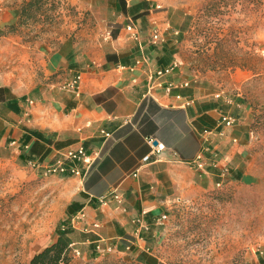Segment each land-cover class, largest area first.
<instances>
[{
	"label": "crops",
	"instance_id": "obj_1",
	"mask_svg": "<svg viewBox=\"0 0 264 264\" xmlns=\"http://www.w3.org/2000/svg\"><path fill=\"white\" fill-rule=\"evenodd\" d=\"M24 1L0 0V42L29 63L31 78L22 83L21 72L0 69V157L35 175L64 164V172L49 174L73 188L63 217L81 258L110 248L152 263L148 241L173 201L246 174L248 114L236 112L232 125L222 119L241 101L182 67L178 45L198 0H61L77 14L76 31L40 49L1 35L17 24ZM130 23L141 32L138 40L125 29ZM154 27L163 36L156 44L148 41ZM171 63L172 72L158 78L155 71ZM237 68V88L261 74ZM77 75L75 88L65 87ZM154 141L162 145L158 153ZM77 146L86 162L63 156Z\"/></svg>",
	"mask_w": 264,
	"mask_h": 264
},
{
	"label": "rangeland",
	"instance_id": "obj_2",
	"mask_svg": "<svg viewBox=\"0 0 264 264\" xmlns=\"http://www.w3.org/2000/svg\"><path fill=\"white\" fill-rule=\"evenodd\" d=\"M34 1L1 35H18L36 42L38 49L72 36L77 14L71 7L61 0ZM194 8L178 45L182 67L189 75L212 79L215 89L241 101L228 112L231 118L236 112L248 114L246 174L241 180L224 176L210 189L173 201L164 210L159 233L148 241L152 263L127 250L96 248L83 259L70 244L69 264H264V0H198ZM17 52L0 42V69L19 71L22 77L16 79L29 83L24 71L29 63ZM237 67L261 74L237 88L232 75ZM26 167L0 157V264H29L32 255L51 244L74 194L65 179L35 175Z\"/></svg>",
	"mask_w": 264,
	"mask_h": 264
},
{
	"label": "built area",
	"instance_id": "obj_3",
	"mask_svg": "<svg viewBox=\"0 0 264 264\" xmlns=\"http://www.w3.org/2000/svg\"><path fill=\"white\" fill-rule=\"evenodd\" d=\"M125 29L127 30V32L129 33V36L135 40H138L140 38L141 32L140 30L133 24L130 23L128 24ZM148 41L152 44H156L158 42H162L163 41V36L162 33L160 32V30L157 27L154 28H150L149 32H148ZM136 63H139V61H137ZM176 67V64L171 63L170 65H167L165 67L162 68H158L155 71V74L158 78L171 73L172 70ZM80 80V76L77 75L74 79H72L71 81L67 82L65 84V87L69 88V89H74L75 86L78 84V81ZM183 85H187V83H183ZM223 121L225 122L226 125H231L234 121L233 118L231 117H223L222 118ZM150 142L152 141L151 139L149 140ZM151 149H152V153H158L159 150L162 149V145L161 144H156V145H151ZM63 156L65 158H68L70 160H72L73 162H77V161H82V162H86L87 160V156L85 154V151L83 149L82 146H77L74 149H68L64 152ZM149 158V154L145 155L143 157V160H146ZM200 166V165H198ZM66 170V167L64 166V164L61 161H58L57 164H55L54 166L48 167L47 171L49 173H60V172H64ZM70 172L72 174H79V171L76 167L71 166L70 167ZM112 194H115L114 192ZM114 197L118 198L117 195H114ZM106 201V195H102L100 197V202H104ZM82 216V215H81ZM166 215L162 214L160 216V220L165 219ZM107 250H110V248H108Z\"/></svg>",
	"mask_w": 264,
	"mask_h": 264
},
{
	"label": "trees",
	"instance_id": "obj_4",
	"mask_svg": "<svg viewBox=\"0 0 264 264\" xmlns=\"http://www.w3.org/2000/svg\"><path fill=\"white\" fill-rule=\"evenodd\" d=\"M35 2L36 1L34 0H27L21 6L19 18L26 14L28 7ZM69 205L67 206V208L69 207ZM74 231L75 230L70 225L68 218L64 219L57 226L56 239L51 244L44 246L40 251L32 255L29 264H69V234L73 233Z\"/></svg>",
	"mask_w": 264,
	"mask_h": 264
},
{
	"label": "water",
	"instance_id": "obj_5",
	"mask_svg": "<svg viewBox=\"0 0 264 264\" xmlns=\"http://www.w3.org/2000/svg\"><path fill=\"white\" fill-rule=\"evenodd\" d=\"M153 143H154V144H156L157 142H156V141H154Z\"/></svg>",
	"mask_w": 264,
	"mask_h": 264
}]
</instances>
